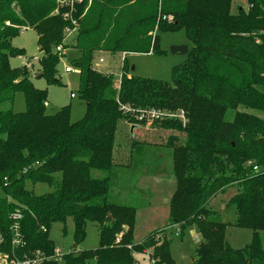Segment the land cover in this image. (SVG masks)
Segmentation results:
<instances>
[{
	"label": "trees",
	"instance_id": "1",
	"mask_svg": "<svg viewBox=\"0 0 264 264\" xmlns=\"http://www.w3.org/2000/svg\"><path fill=\"white\" fill-rule=\"evenodd\" d=\"M232 1L0 0V253L50 257L55 249L48 231L55 223L71 222L75 247L87 225L98 227L99 247L72 250L59 262L42 264H134V255L147 251L151 264H176L163 232L134 244L137 207L116 202L126 190L131 199L132 186L127 184L128 190L122 168L140 178L157 167L147 165L148 150L135 141L127 166L115 164L120 122L145 124L120 111L126 105L134 111L185 114L184 128L174 119L160 123L186 137L177 146V138L164 146L175 181L168 224L178 226V237L196 227L195 263L264 264V119L253 113L264 114V0H242L246 8L238 5L235 11ZM72 20L77 28L68 43L65 29H73ZM26 29L36 32L41 54L34 77L47 84L60 85L58 66L66 54L56 48L76 53L68 64L78 71L77 95L85 107L81 120L70 121L69 107L47 114L46 91L33 86L27 67L10 66V58L24 55L11 40ZM179 30L192 47L172 70L171 84L127 79L126 58L118 88L112 74L95 68L96 52L159 55V33ZM18 92L25 112L3 109ZM26 181L45 183L50 192L34 195ZM229 188L236 191L228 201L234 219L223 222L209 204ZM16 211L20 219L13 220ZM16 222L23 247L13 249ZM229 227L249 230V244L232 250L225 237Z\"/></svg>",
	"mask_w": 264,
	"mask_h": 264
},
{
	"label": "rangeland",
	"instance_id": "2",
	"mask_svg": "<svg viewBox=\"0 0 264 264\" xmlns=\"http://www.w3.org/2000/svg\"><path fill=\"white\" fill-rule=\"evenodd\" d=\"M232 2L233 11H235V6L238 5L246 8V4L242 0H233ZM72 38L74 36L65 39L70 43ZM11 46L24 51L23 56H15L9 59V64L12 68L23 67L26 65L24 59H30L29 66L31 67L28 69L31 73V82L36 89L44 90L47 93L49 106L47 107V114L51 115L63 107H69L70 121L74 123L81 120L85 114V107L77 95L79 85L78 74L64 73V66H67L70 59L76 57V53L67 51L66 56L61 57L57 77L60 80V85H53L47 84L43 78L37 79L34 77L39 71V65L37 62H33L32 58L39 59L41 56L37 47V34L34 30H22L17 37L11 40ZM174 46H186L188 50L192 47L184 31L163 32L159 33V50L161 51L159 55L150 53L123 56L120 54L111 55L107 52H96L95 62L97 63L99 59L103 60V63L99 64L97 70L104 74H112L114 76V86H116L115 80L121 74L122 61L126 58L129 67L126 77L132 75L138 78L171 84L172 70L182 65L186 60V56L171 55L170 48ZM132 68L133 71H131ZM71 94L75 98L70 99ZM2 108L11 109L15 113L25 112L26 105L23 94L21 92L16 93L12 105L5 104ZM253 113L264 119L263 113L257 111H253ZM232 116L233 114L230 113L227 119L232 120ZM172 120L166 119L165 121ZM174 121H177L181 128H184L186 125V121L181 122L177 119H174ZM132 126V124L125 121L119 124L114 151L115 164L120 168L127 166L130 159V145L132 141H135L148 150V155L145 157L147 165L150 168H153L155 165L157 166L155 173L149 176H141L140 178L132 170L128 171L127 168H122L121 170L122 173H128L124 177V183L126 186L127 184L132 186L130 192L133 202L131 199H128L127 190L122 195L116 196V202L122 205L137 207L133 242L134 244H138L153 232L164 233L165 239L170 241L171 258L176 264H196L195 250L200 238L196 232V227L193 225L187 227L181 237H175L174 231L168 227V202L175 190V181L172 175L170 151L164 146L167 145L168 140L171 138H177L178 142H174V146L183 143L186 138L185 134L177 129H166L160 122ZM139 171L141 174L145 172L143 169H139ZM25 188L37 196L50 192L49 186L45 183L32 184L26 181ZM235 193V188H229L225 193L219 194L212 199L209 204L210 208L218 213L223 222H231L234 219V210L228 208V201ZM64 227L65 229H63ZM73 232L74 227L71 222H67L65 226L55 223L48 231L47 236L52 242L54 249L59 251L61 255H65L72 250L89 251L96 250L99 247V230L97 226L87 225L85 237L76 247H74ZM225 237L232 250H241L249 244L251 232L249 230L229 227L225 232ZM261 238L264 247L263 233H261ZM148 252H144L142 255L135 254L134 264H151L147 257Z\"/></svg>",
	"mask_w": 264,
	"mask_h": 264
},
{
	"label": "built area",
	"instance_id": "3",
	"mask_svg": "<svg viewBox=\"0 0 264 264\" xmlns=\"http://www.w3.org/2000/svg\"><path fill=\"white\" fill-rule=\"evenodd\" d=\"M67 17H68V15L64 16V18H67ZM71 24L73 26V29H69V28L65 29V33H66L65 38L71 37L73 35V33L76 31L77 23L72 20ZM56 52L61 54V55H64V56L66 54V51L61 46L56 48ZM24 61L26 62V65H24L25 67H27V68L31 67V66H29L30 59L25 58ZM32 61L38 63L37 58L36 59L32 58ZM101 63H103V60L99 59L98 62L95 64V68H97L99 66V64H101ZM64 73H66V74H78V71H75L69 64H67V66H64ZM120 76H121V74L115 80V85L117 88L119 85ZM127 78H129V77L127 76ZM70 98L73 99L75 97L73 94H71ZM120 111H122L124 114H132V116H134V118L139 123L144 122V123L152 124V123H156V122L165 121L166 119H177L181 122L185 121V114L183 111H178L176 113H170V112H166L162 109H156V108H145V109H140V110L134 111V110H131V108L126 106V105H122L120 107ZM253 171L257 172L258 169L253 168ZM12 219L13 220L20 219V213L18 211H16L12 215ZM168 227H169V229H172L174 231L175 237L179 236L180 230H179L178 226L168 225ZM11 229L13 231V238L11 241L12 248L16 249V248L23 247L22 239H21V236L18 232L17 222L13 224ZM1 244H2V240L0 239V245ZM62 256L63 255H61V253L57 250H54L53 255L50 257H44L43 254L40 252L34 253L31 257H28V256L19 257V256H17V254L0 253V264H42L43 262H46L47 260H54L56 262H59L61 260Z\"/></svg>",
	"mask_w": 264,
	"mask_h": 264
},
{
	"label": "water",
	"instance_id": "4",
	"mask_svg": "<svg viewBox=\"0 0 264 264\" xmlns=\"http://www.w3.org/2000/svg\"><path fill=\"white\" fill-rule=\"evenodd\" d=\"M170 53L171 55L186 56L188 54V48L186 46H174L170 48ZM131 71H133V68Z\"/></svg>",
	"mask_w": 264,
	"mask_h": 264
},
{
	"label": "crops",
	"instance_id": "5",
	"mask_svg": "<svg viewBox=\"0 0 264 264\" xmlns=\"http://www.w3.org/2000/svg\"><path fill=\"white\" fill-rule=\"evenodd\" d=\"M72 37V36H71ZM73 39V38H72ZM67 53V52H66ZM71 99V98H70ZM48 103V102H47Z\"/></svg>",
	"mask_w": 264,
	"mask_h": 264
}]
</instances>
